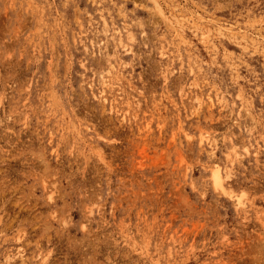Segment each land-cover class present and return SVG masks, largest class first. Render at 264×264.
<instances>
[{
  "label": "rangeland",
  "instance_id": "obj_1",
  "mask_svg": "<svg viewBox=\"0 0 264 264\" xmlns=\"http://www.w3.org/2000/svg\"><path fill=\"white\" fill-rule=\"evenodd\" d=\"M157 1L0 0V264H264V0Z\"/></svg>",
  "mask_w": 264,
  "mask_h": 264
},
{
  "label": "bare ground",
  "instance_id": "obj_2",
  "mask_svg": "<svg viewBox=\"0 0 264 264\" xmlns=\"http://www.w3.org/2000/svg\"><path fill=\"white\" fill-rule=\"evenodd\" d=\"M155 2L157 3V7L160 10L161 15L165 17L167 14L165 13V11L162 8L161 4L157 0H155ZM177 21L178 22H176V23L170 22V24L172 26V30L174 29V30H179L180 31L181 28L183 29L184 24H183V22L180 19H178ZM179 31H177V32H179ZM199 32L202 34L203 37H207L209 35V30L208 29H206V30L204 29V30H201ZM110 65H111V63H110ZM108 72H109V70L106 69L105 71H102V73H101V78L100 79L102 80L101 83L103 85H105L106 82L108 81V77H107V73ZM211 155L213 157V169L215 171V176L214 177H215V180H216V185L224 187V184L222 182L223 177H221V175H220L221 163L216 158V151L215 152L212 151ZM229 158L230 157L228 155V159ZM231 196H233V195H231ZM235 202H236V206L237 207H240V208L245 207L246 202L241 198V196H239V195L235 196Z\"/></svg>",
  "mask_w": 264,
  "mask_h": 264
}]
</instances>
